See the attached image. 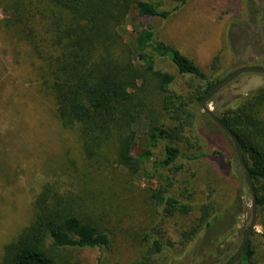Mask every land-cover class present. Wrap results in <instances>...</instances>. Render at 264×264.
Wrapping results in <instances>:
<instances>
[{"label":"trees","instance_id":"1","mask_svg":"<svg viewBox=\"0 0 264 264\" xmlns=\"http://www.w3.org/2000/svg\"><path fill=\"white\" fill-rule=\"evenodd\" d=\"M170 1L177 3L176 7L164 8L162 1L155 0H0L5 64L31 65L37 100L55 122L58 136L73 134L76 143L43 162L45 176L30 202L29 218L3 244L0 264H66L63 252L109 248V231L96 222L88 207L102 209L109 204L111 181L125 186L118 179L122 173L132 178L143 173L152 179L156 178L153 171L162 172L151 199L164 220L193 210L184 195L180 199L171 192L185 163L207 162L210 171H221L224 153L216 136L199 132L191 143L186 134L194 131L195 106L202 108L204 96L232 72L222 80L208 79L192 59L157 37L154 22L168 20L190 0ZM129 21L136 33L132 46L123 42L119 31ZM7 45L12 47L13 58L6 55ZM162 61L170 63L177 74L164 69ZM185 77L203 79L204 85L189 83L181 87L178 79ZM6 82L0 84V103L16 108L14 98L1 100ZM155 102L171 124L156 121L150 105ZM218 112L217 108L214 113L240 142L255 186L258 215V210H264V87L238 107ZM146 115L151 118L146 142L135 151L136 125ZM204 115L207 127L227 136ZM2 121L0 111V130ZM4 130L0 132V182L6 183L5 176L12 177L8 173H15L14 165L17 162L16 168L20 166L22 156L13 152L16 129L10 126ZM202 140L207 142L206 149ZM167 141L185 142L189 150L195 149L194 153L182 154L179 147ZM161 145L164 156L156 158L154 151ZM73 151L77 157H72ZM163 172L169 174L164 177ZM63 179L69 180L68 184ZM213 210L209 203L200 208L202 226L186 233V241L203 228L218 232L224 212ZM255 234L254 230L238 263L262 264L256 259ZM146 243L144 253L131 264H158L157 256L166 248L161 235L147 237Z\"/></svg>","mask_w":264,"mask_h":264},{"label":"rangeland","instance_id":"2","mask_svg":"<svg viewBox=\"0 0 264 264\" xmlns=\"http://www.w3.org/2000/svg\"><path fill=\"white\" fill-rule=\"evenodd\" d=\"M162 1L164 8L172 9L177 3ZM264 0H190L180 7L168 20L154 22L156 35L160 40L176 46L185 56L192 59L204 72L206 78L222 80L229 73L250 66L264 67ZM0 14V19H2ZM123 42L132 46L135 38V26L129 21L119 29ZM1 41V40H0ZM0 84L6 82L1 100L14 98L18 106L1 105L2 129H16L15 151L19 158V167L12 177L5 176L0 182V255L2 246L29 218L30 202L38 190V184L44 178L43 162L51 155L58 154L64 147L76 146L73 134L58 136L55 122L47 109L37 100L35 77L31 65L7 66L0 42ZM6 55L13 58L12 47L6 46ZM217 58V60H215ZM4 64V65H3ZM164 69L177 74L168 62H160ZM4 67V68H3ZM181 87L189 83L202 86L204 80L196 77L178 79ZM195 87V86H194ZM264 87V74L245 73L225 86L209 102L210 108L218 114L224 109L236 108L247 97ZM194 88L189 89L193 91ZM150 105L155 110V119L159 124H171L169 116L162 111L160 104ZM196 122L193 132L186 135L194 143L199 132L216 137L223 151L222 169L210 171L207 162L185 163L184 169L177 175L171 192L184 201H188L193 210L188 215H177L161 219L158 209L152 201L153 192L158 189L157 177L149 179L143 173L136 177L120 174L117 181L110 182L111 196L109 204L102 209L88 207L93 218L111 237V246L104 249H73L63 252L66 264H131L138 259L147 247L146 238L161 235L166 248L157 256L158 264H224L228 257L235 254L244 237V231L251 221V198L244 174L235 160V151L231 140L212 126L207 127L208 118L200 106L196 105ZM221 111V112H220ZM202 113V114H201ZM151 118L145 116L137 125L138 142L135 151H139L146 142V132ZM18 124L20 126L18 127ZM64 138V139H62ZM13 143V141H12ZM180 148L182 154L190 155L185 142H169ZM68 146H67V145ZM201 145L207 148V142ZM37 146V147H36ZM12 154V152H11ZM164 156V145L154 151V157ZM72 157H77L73 151ZM16 158V157H14ZM56 173V172H55ZM169 173L163 172L164 177ZM68 184L69 180H62ZM164 181L165 179H160ZM104 182L106 185L107 183ZM212 205L213 211L224 212L218 222V232L201 229L186 241L185 234L194 228L199 229L201 212L205 204ZM103 212H107L103 213ZM202 226V225H201ZM253 237L256 259L264 264V210H258L257 223ZM172 243V245H169ZM235 264H240L236 262Z\"/></svg>","mask_w":264,"mask_h":264},{"label":"water","instance_id":"3","mask_svg":"<svg viewBox=\"0 0 264 264\" xmlns=\"http://www.w3.org/2000/svg\"><path fill=\"white\" fill-rule=\"evenodd\" d=\"M263 19H264V8H263ZM245 73H257V74H264V67H257V66H250V67H244L241 69H238L234 71L229 77H227L225 80L219 82L215 87H213L202 99L201 101V107L204 113H206L213 122L227 135V137L231 140L237 160L239 163L240 168L245 173V184L247 185V188L250 192V198H251V221L247 227L245 236L243 237L242 243L234 256V258L228 263V264H235L241 253L243 252L245 246L247 245L249 238L252 234V232L255 230V226L257 223V196L255 191L254 182L250 173V170L245 162L240 142L237 138V136L231 131V129L225 125L219 117L214 113V111L210 108L209 102L211 99L225 86L233 82L236 78L241 76Z\"/></svg>","mask_w":264,"mask_h":264}]
</instances>
